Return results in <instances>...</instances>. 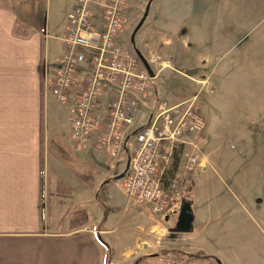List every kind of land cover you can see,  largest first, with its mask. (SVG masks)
Segmentation results:
<instances>
[{"label":"crops","instance_id":"1","mask_svg":"<svg viewBox=\"0 0 264 264\" xmlns=\"http://www.w3.org/2000/svg\"><path fill=\"white\" fill-rule=\"evenodd\" d=\"M24 1L0 0V102L10 104L0 126V264H106L108 252V264H133L140 257L145 258L137 264H155L158 259L169 264H264V162H258L248 177L249 191L222 192L221 188L226 190L230 185L216 170L213 149L207 147L204 154L197 145L204 143L201 138L196 140L199 164L190 189L175 206L158 215L167 224H175L181 202L190 204L191 230L177 233L169 229V235H181L176 246H163L159 249L165 255H157L156 215L123 191H119L120 207L115 208L123 213L121 217L117 214L111 226L114 217L110 207L117 204L118 193L112 191L110 176L125 169L122 155L111 160L97 143L99 133L85 148H77L70 137L74 104H59L46 85V68L54 71L63 52L65 13L74 0H45L42 32L19 21L18 7ZM58 2L62 4L60 10L52 7ZM158 87L152 85L149 90L147 107L136 115L137 125L146 122L158 100L170 104L184 101ZM204 115L206 130L210 131L212 114L205 110ZM104 120V116L99 117L97 132L104 130ZM53 136L72 151L78 169L85 163L95 167L93 186L80 185L73 172L51 155ZM58 181L73 189L71 196L56 194ZM106 181L110 183L100 188ZM200 182L203 185L198 188ZM252 187L256 193L250 191ZM221 195H226L224 203L220 202ZM77 211L85 212L86 221L71 229L70 220ZM123 214L133 217L137 228L115 252L106 236L111 231H123ZM97 234L106 246L95 239ZM194 254L204 258L187 260Z\"/></svg>","mask_w":264,"mask_h":264},{"label":"rangeland","instance_id":"2","mask_svg":"<svg viewBox=\"0 0 264 264\" xmlns=\"http://www.w3.org/2000/svg\"><path fill=\"white\" fill-rule=\"evenodd\" d=\"M148 1L124 2L123 36L128 46ZM52 7L60 10L62 4L58 2ZM99 20L95 18L96 23ZM15 30L18 34V29ZM134 43L139 52L151 51L160 57L162 63L157 68L163 66L164 69L159 75L158 89L162 87L177 98L194 101L196 110L203 116L205 110L211 112V129L207 131L205 127L201 136L205 141L197 145L204 154L207 147L213 149L216 170L230 185L221 191H249L248 177L258 162H264V0H153ZM52 73L46 68L47 80ZM9 108V103L0 102V126ZM129 155L127 148L122 154V164L126 165ZM117 175L119 173L110 176L112 191L118 193L117 204L110 207L111 217H114L111 226L123 213V210H115L120 207L119 191L124 192L123 179L113 180ZM214 180L219 182L216 177ZM191 185L190 178L187 189ZM201 185L202 182L198 188ZM250 191L256 193L257 189L252 187ZM226 195L220 196L221 203L225 202ZM124 216L123 231H111L106 236L115 252L136 232L133 217ZM155 217L154 250L164 256L165 252L159 248L176 246L181 235H169L174 223L167 224L158 215ZM155 264L169 263L158 259Z\"/></svg>","mask_w":264,"mask_h":264},{"label":"built area","instance_id":"3","mask_svg":"<svg viewBox=\"0 0 264 264\" xmlns=\"http://www.w3.org/2000/svg\"><path fill=\"white\" fill-rule=\"evenodd\" d=\"M125 0H74L65 13L63 52L46 85L61 105L74 104L70 137L85 148L93 134L99 147L118 160L129 149L124 192L163 215L185 193L198 166L196 140L206 123L194 101L170 104L158 100L145 123L136 115L147 107L152 85H158L160 57L141 53L149 76L131 46L124 43ZM99 22H95V18ZM106 126L97 132L99 117Z\"/></svg>","mask_w":264,"mask_h":264},{"label":"trees","instance_id":"4","mask_svg":"<svg viewBox=\"0 0 264 264\" xmlns=\"http://www.w3.org/2000/svg\"><path fill=\"white\" fill-rule=\"evenodd\" d=\"M18 18L22 24L33 27L35 30L42 32L45 25V0H27L19 3ZM49 151L51 155L57 159L64 166L68 167L75 175L80 185L85 187L93 186L95 182V176L97 175L95 167L90 163H85L80 169L75 164L77 163L72 155V151L66 147L58 137L53 136L50 140ZM105 183L101 184L100 188L104 187ZM73 189L67 187L63 182L58 181L56 187V194L59 196H71ZM80 216V217H78ZM106 216V210L104 211L103 219ZM82 218V219H81ZM86 221L84 211H77L73 213V218L70 220V228L74 229L81 226ZM97 240L106 246L103 239L97 234ZM200 254L189 255L187 259H199L202 258ZM145 257H140L134 261L133 264L139 263ZM204 258V257H203ZM110 252L106 258V264L109 263ZM215 260V259H214Z\"/></svg>","mask_w":264,"mask_h":264},{"label":"water","instance_id":"5","mask_svg":"<svg viewBox=\"0 0 264 264\" xmlns=\"http://www.w3.org/2000/svg\"><path fill=\"white\" fill-rule=\"evenodd\" d=\"M152 2H153V0H149L147 2L144 13H143L140 21L138 22L137 26L133 30V32L131 34V39H130L131 47L133 48V50L135 51V53L137 54V56L139 57V59L143 63L144 67L146 68L149 76H151V77L153 76V72H152L150 66L144 60V58L141 55V53L139 52V50L136 48L135 43H134V38H135V34L142 27V25L144 24V22L148 16ZM127 167H128V164L126 165L125 170L127 169ZM125 170L122 173H120L119 175L115 176L113 178V180L122 179L124 176ZM192 222H193V215L191 213L190 204L187 201H182L180 208H179V212L177 215L176 222L174 224V227L171 229V231L177 232V233H187L191 230Z\"/></svg>","mask_w":264,"mask_h":264}]
</instances>
